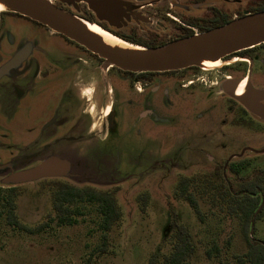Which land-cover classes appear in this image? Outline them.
<instances>
[{"label": "rangeland", "instance_id": "rangeland-1", "mask_svg": "<svg viewBox=\"0 0 264 264\" xmlns=\"http://www.w3.org/2000/svg\"><path fill=\"white\" fill-rule=\"evenodd\" d=\"M48 1L69 15L94 23L83 4ZM167 4L163 1L160 5ZM176 4L194 8L191 0H177ZM205 4L235 20L244 12L258 9L264 0H205ZM1 24L16 41L22 39L33 45L37 40L49 63L39 68L44 74L47 72L45 80L25 84L32 95L29 100L27 96V107L16 106V123L0 124V136L5 137L0 141L1 147L6 148V152L0 149V164H4L11 158L10 152L14 154L15 148L20 150L28 140H33V134L26 136L24 131L31 129L33 123V128L38 130L57 114L55 107L59 122L80 123L81 120L84 124L85 120L78 119L82 104H78L64 86L68 79L58 80L62 74L74 70L72 63L83 52L75 50L73 44L69 45L53 31L24 19L4 16ZM140 26L142 30L124 29L122 33L152 42L154 46L169 43L164 34L155 37L143 25ZM164 26L169 27V24ZM199 33L194 30L193 35ZM33 58L39 60L36 54ZM83 60V66L74 67H82L77 87L83 99L88 100L84 110L91 117L96 137L103 138L105 125L111 118L105 116V107H109L112 101L105 96L106 70L100 60L93 57ZM193 69L198 72L195 77H189ZM193 69H184L188 78L181 84L197 77L204 80L199 83L200 87L178 89L179 95L174 96L173 106L162 108L159 114L167 117L168 123L146 120L134 123V119H127L120 112L113 122L116 128L109 139L103 143L92 141L90 148L96 150L93 151L95 154L89 153L79 159L69 156L73 153L71 148H75L73 143L71 147L66 146V141L52 145L51 150L58 158L68 160L66 176L15 186L18 221L27 228L35 229L40 225L45 228L30 235L9 226L0 204V264H150L153 260L163 264L164 257L172 250L177 226L185 227L191 239L193 250L185 264H242L248 251L243 210L248 202L245 196L249 194L245 186L260 179H263L260 187L261 218L250 222L247 237L251 242L264 243V153H257L264 149V124L245 115L236 101L223 95L220 85L225 77H233L234 71H224L222 67L207 71L199 67ZM112 72L117 75L115 70ZM84 126L80 129L78 125L70 132L80 134ZM206 139L211 141L208 147ZM232 139H238L240 148L248 147L250 152L241 156L242 150L238 157L232 158L231 154L238 152L237 147L220 151ZM47 158L44 154L37 158L15 157L8 165L23 169L34 167ZM239 167L243 169L236 174L234 170ZM7 175L6 171L0 172L2 190L13 187L2 183ZM184 179L189 180L187 193L195 199L200 216L194 213L181 194L180 183ZM55 184L113 192L121 218L108 233L105 245L101 244L99 217L94 206L75 204L74 207L81 208L84 213L75 217V225L60 226L52 221L55 216L52 187ZM252 192L249 196L254 197L256 193Z\"/></svg>", "mask_w": 264, "mask_h": 264}, {"label": "flooded vegetation", "instance_id": "flooded-vegetation-1", "mask_svg": "<svg viewBox=\"0 0 264 264\" xmlns=\"http://www.w3.org/2000/svg\"><path fill=\"white\" fill-rule=\"evenodd\" d=\"M52 1L60 4L59 1ZM121 1L128 2L130 5L126 7L122 16V21L119 22L116 27L110 26L105 21H98L94 13H92L87 8V5L84 2H79L78 4H83L85 6L84 10L88 11L90 20L94 23H97L102 29L110 32L118 38L120 36L126 37V39H128L127 41L121 38L119 39L129 44L144 47L154 46V43L142 41L131 35H126L122 33L123 30H134V28H140V30H142L140 25H143L146 30L150 32V34L159 38L164 34V36L168 37L170 42L179 38H185V36L190 33L193 35L194 30H198L201 33V28L199 26L200 24L206 26V24L209 22L218 21L221 18H225L224 12L213 7H208L205 4V0H191V6H194L192 9L184 8L183 6H177V0ZM163 1L168 4L166 6L160 5ZM209 8H212L211 11H209ZM194 9L195 11L197 10L199 14H195ZM209 13H211V17H209ZM4 16L18 17L20 19L32 22L38 26L40 25L14 13L3 12L0 14V124L8 123L12 125L16 120V114L18 110L17 108L20 105L27 107V96L29 100V96L32 95L28 85L25 84L28 82L31 83L34 81L33 83H36L45 80L47 77V72L44 74L42 70L39 71V68L40 66H48L49 63L48 59L43 57L44 52L43 50H40L39 42L37 40H34L35 44L28 45L26 40L20 39L16 41L11 37L9 31L5 28V25L1 24ZM123 21L125 22L124 24ZM155 21H157L156 27L153 28L152 25L155 23ZM167 24H169V27L164 26ZM59 36L62 37V39L69 45L70 43L73 44L75 50L78 52H83L82 54H79L72 63L71 68L74 70L71 73L67 72L66 74H62L58 77V80L60 81L65 77L68 79L65 81L64 86L66 85V90L71 92L73 99L78 104H82V108L78 114V119H84L85 126L81 123V120L80 123H76L75 121L72 123L67 121L59 122V112L55 107L57 114H53L54 117H51L46 122H44L38 128V130L33 128V125H35V123H33L31 129L24 131L26 136L33 134V140H28L26 145L20 150H16L15 148L14 154L10 152L9 155H11V158L8 159L4 164H0V167L2 168L0 172L6 171L8 174H10L12 172L26 170L33 167L26 166L23 169H15L16 167L8 165L10 164V160L15 159V157L37 158L41 154H44L49 158H58L59 156L53 153L51 147L53 144H56V142L59 141H66V146L70 147L72 146V143L74 144L75 148H71L70 150V152L73 153L69 154V156H76L80 159L82 156H85L89 153L95 154L93 151L96 150L90 148L92 141L103 143L109 139V136L116 128L113 122L120 112H123L127 119H134V123H140L144 120L154 121V123L157 121L163 124L168 123V118L160 115L162 108H171L173 106L172 100L175 99L174 96L179 95L178 89H188L199 86V83H202V80H204L201 77H197L195 80H186L184 84H181V82L185 81L184 79L188 78L186 75V70H184L182 73H178L181 72V70L171 72L130 73L120 71L116 68L106 69V76L104 77L103 81L105 96L112 101L109 107H105V116H111V118L109 124L105 125V136L103 138H97L91 124V117L84 110L88 100L83 99L82 93L77 87V80L81 78L80 74L82 72V67L79 69L74 67L78 64L83 66V59L87 60L88 57H93L98 61L100 60L102 63L103 61L96 55L91 54L74 42L61 35ZM34 54L38 56V61L33 58ZM10 62H13L12 66L7 70L1 71V69ZM38 62L40 63L37 64ZM235 62L239 63L235 65ZM232 64L233 66H231ZM219 67H222V70L224 71L232 70L235 73L233 77H225L224 81L220 85L222 92L223 85L225 83L231 82L229 87L231 86L233 88V92L235 93L236 91V93H242L245 89V85L248 82L254 90L264 93V42L225 57L222 59V61H220ZM35 68L38 69L35 70ZM112 70H115L117 75H113ZM191 72L193 74H191L189 77H195V73L198 71L193 69ZM223 95L230 98L224 92ZM236 103L240 106L241 111L245 115H250L252 119L264 124L263 120L246 111L237 101ZM259 104L264 106V94L262 95V100L259 102ZM78 125L80 126V129L82 126H84L82 131H80V134L76 133L75 131L70 132L71 130L76 129ZM66 129H69V131L65 132ZM253 133L256 134V131L253 130ZM3 139H5V137L0 136V141ZM209 142L211 141L206 139L207 147ZM75 143H79V145ZM240 145L241 142L238 139H232L228 141V144L224 145L220 151L237 147L238 152L232 153V158L238 157L242 150H244V152L241 156H243L247 151L250 152L247 150L248 147L240 148ZM1 146L3 145L0 142V149L3 148ZM3 151L6 152V148H3ZM39 163L35 164L34 166L38 165ZM75 167L81 168L80 166Z\"/></svg>", "mask_w": 264, "mask_h": 264}, {"label": "water", "instance_id": "water-1", "mask_svg": "<svg viewBox=\"0 0 264 264\" xmlns=\"http://www.w3.org/2000/svg\"><path fill=\"white\" fill-rule=\"evenodd\" d=\"M2 1L9 8L7 12L38 23L96 55L103 61L104 70L116 68L130 73L179 71L198 67L196 61L199 58L222 60L231 54L264 42V11L253 14L244 12L242 17L196 36L180 38L155 48H144L145 50L141 52H121L107 47L101 40L87 33L73 21L75 16L65 13L49 1ZM56 1L72 5L84 2L98 21H105L113 27L122 21L124 11L130 5L121 0ZM13 62L4 66L1 71L9 69ZM230 83L223 85V92L236 100L246 111L264 121V106L259 104L264 93L254 90L247 82L244 93L237 97L233 88L229 87ZM257 153H264V149ZM68 170L69 163L66 160L50 157L32 168L8 174L2 183L7 186H17L47 178H59L66 176Z\"/></svg>", "mask_w": 264, "mask_h": 264}, {"label": "trees", "instance_id": "trees-1", "mask_svg": "<svg viewBox=\"0 0 264 264\" xmlns=\"http://www.w3.org/2000/svg\"><path fill=\"white\" fill-rule=\"evenodd\" d=\"M261 11H264V4L260 5L258 9L248 13L253 14ZM230 21V18L225 17L219 19L218 21L209 22L206 26H200L201 32H205L215 27L222 26ZM189 36H192L191 33L187 34L185 37ZM119 38L125 41L128 40L126 39V37L122 36H120ZM162 45L164 44H160L159 46ZM159 46H151L147 48H155ZM188 69H193V67ZM242 169V167H239L237 170H234V172L236 174H239ZM262 180L263 179L257 180L256 182H252L248 184V186H245L248 188L247 191L249 195L252 191L256 194H254V197L247 194L245 196V201L249 202H247L248 204L246 203L243 210L245 215L244 232L246 234L248 251L244 255V261H242V264L244 262H247L249 264L264 263V243L251 242L247 237L250 222H254L255 220L261 218L263 201L260 202L262 197V189L260 187L263 183ZM180 184L181 194L184 197L185 201L189 204L194 213L197 216H200L201 213L195 199L192 197V195L187 193L189 180L184 179ZM16 198L17 191L15 186L6 190L0 189V204L2 209L1 213L5 214V220L7 224L21 232L30 235L41 232L43 228H45V225H40L35 229H31L22 225L18 221L15 214ZM75 204H88L96 208V213L99 217L98 229L101 233V244L105 245L108 233L111 231L112 227L119 222L121 218V211L113 192L97 191L89 187L77 188L69 184H55L52 187V210L55 215L52 221H55L60 226H72L77 224V220L75 219V217L83 216L84 213L81 208L74 207ZM192 250L191 239L187 229L183 226H177L174 230L172 250L168 256L164 257L163 264H185L188 257H190V255L192 254ZM150 264L158 263L153 260Z\"/></svg>", "mask_w": 264, "mask_h": 264}, {"label": "bare ground", "instance_id": "bare-ground-1", "mask_svg": "<svg viewBox=\"0 0 264 264\" xmlns=\"http://www.w3.org/2000/svg\"><path fill=\"white\" fill-rule=\"evenodd\" d=\"M48 1V0H46ZM9 11V8L5 5V3L0 0V12H7ZM73 21L77 23L79 26H81L87 33L94 36L95 38L101 40L107 47L115 50V51H121V52H141L144 51V48L133 46L115 35L111 34L110 32L102 29L96 24L86 22L84 20H81L77 17H74ZM250 44H248L249 46ZM221 60H212L210 58L202 57L197 59L196 64L197 66L204 71L216 69L219 67ZM244 93L238 92L235 95L237 97L241 96Z\"/></svg>", "mask_w": 264, "mask_h": 264}]
</instances>
